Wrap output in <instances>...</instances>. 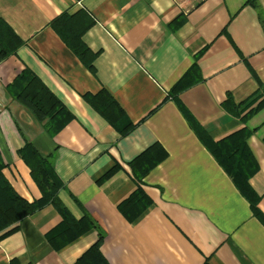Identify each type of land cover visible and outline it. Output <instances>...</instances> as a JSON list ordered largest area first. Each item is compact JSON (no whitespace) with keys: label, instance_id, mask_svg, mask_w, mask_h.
<instances>
[{"label":"crops","instance_id":"obj_1","mask_svg":"<svg viewBox=\"0 0 264 264\" xmlns=\"http://www.w3.org/2000/svg\"><path fill=\"white\" fill-rule=\"evenodd\" d=\"M251 1L0 0V18L24 42L0 61V153L13 190L29 202L41 195L19 155L29 143L52 162L73 218L84 209L100 220L109 264H264V223L203 141L250 131L249 184L264 217V105L245 123L221 107L227 95L264 99V0ZM77 35L96 54L94 74L67 45ZM193 65L177 101L125 136L84 98L104 92L136 123ZM25 68L72 115L53 136L7 91ZM154 144L166 157L139 184L128 163ZM138 186L152 203L131 220L134 206L119 205ZM60 221L50 204L24 218L0 239V264H73L96 232L55 250L46 235Z\"/></svg>","mask_w":264,"mask_h":264},{"label":"trees","instance_id":"obj_2","mask_svg":"<svg viewBox=\"0 0 264 264\" xmlns=\"http://www.w3.org/2000/svg\"><path fill=\"white\" fill-rule=\"evenodd\" d=\"M251 4L254 6V0L251 1ZM22 44L24 42L0 18V61L13 54ZM67 45L83 64L93 72L94 53L80 40V37L77 35L67 41ZM193 69L198 70V67L193 65L168 93V96L136 123H132L115 101L104 92L96 96L85 95L84 98L121 136H125L153 114L168 97L177 101V94L189 86L187 78H190ZM18 81H21V85L15 87ZM7 91L26 107L38 122L47 119L43 127L51 136L72 119V115L57 97L28 68L23 69L15 77L13 82L8 85ZM251 99L249 102L235 103L231 96L227 95L221 103V107L225 112L238 117L241 122L245 123L252 113L264 105V99ZM98 100L99 102L96 104ZM182 111L187 117L186 111L184 109ZM196 129L200 131L199 127H196ZM249 133L250 131L246 127H242L219 141L213 142L205 136L203 141L221 168L229 175L241 195L248 200L253 215L264 223V217L258 208L259 196L249 184L250 177L257 171V163L246 143ZM19 155L29 167L30 174L39 187L41 195L31 202L20 197L3 175L2 171L5 164L0 154V239L17 230L18 224L24 218L50 204L61 216L59 225L46 235L53 248L59 250L86 232L93 230L96 232L95 241L73 264H109L100 250L105 237V230L100 220L82 208V217L79 220L73 218L57 197V192L62 183L54 171L52 162L47 157H42L31 144L25 143L19 150ZM165 157L166 151L162 146L154 144L130 161L128 166L137 183L140 184L142 178ZM116 167L114 168L116 169ZM114 168L105 173L98 181L110 176L114 172ZM151 203V199L138 186L135 192L119 205V210L125 214L124 207L133 205V216H128L131 219L137 217ZM203 264L209 263L206 260Z\"/></svg>","mask_w":264,"mask_h":264},{"label":"rangeland","instance_id":"obj_3","mask_svg":"<svg viewBox=\"0 0 264 264\" xmlns=\"http://www.w3.org/2000/svg\"><path fill=\"white\" fill-rule=\"evenodd\" d=\"M93 53V52H92ZM95 56H96V54H94V59H95ZM94 61V60H93ZM93 69H94V66H93ZM90 72H92V71H90ZM93 74L95 73V69H94V71L92 72ZM20 85H21V81H18L17 82V84H16V86L15 87H20ZM26 108V107H25ZM27 109V108H26ZM28 110V109H27ZM29 111V110H28ZM29 113L32 115V113L29 111ZM33 116V115H32ZM34 117V116H33ZM34 119H35V117H34ZM36 121H37V119H35ZM44 130L46 131V129H45V127H44ZM47 132V131H46ZM47 134H49L48 132H47ZM50 135V134H49ZM51 136V135H50ZM53 136V135H52ZM1 154V153H0ZM43 157V156H42ZM45 158V157H44ZM47 159H48V157H47ZM7 180V179H6ZM9 183V182H8ZM11 186V185H10ZM13 189V188H12ZM61 222V221H60ZM101 248V247H100Z\"/></svg>","mask_w":264,"mask_h":264}]
</instances>
